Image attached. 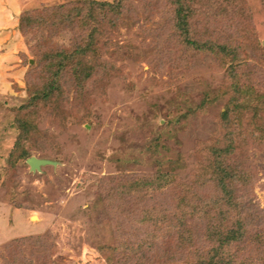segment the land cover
Wrapping results in <instances>:
<instances>
[{"label": "rangeland", "instance_id": "1", "mask_svg": "<svg viewBox=\"0 0 264 264\" xmlns=\"http://www.w3.org/2000/svg\"><path fill=\"white\" fill-rule=\"evenodd\" d=\"M85 1L0 0V264H199L220 211L240 217L210 167L222 148L247 229L233 264H264V110L221 118L232 65L264 107V0L191 2L193 34L236 46V62L190 48L169 0H125L116 23L103 22L91 75L67 73L52 103L30 105L48 78L38 59L83 42L63 18ZM22 15L40 21L22 29ZM32 155L57 163L32 170ZM175 174L173 187L130 188ZM204 205L211 214H192ZM139 206L163 220L141 225Z\"/></svg>", "mask_w": 264, "mask_h": 264}, {"label": "trees", "instance_id": "2", "mask_svg": "<svg viewBox=\"0 0 264 264\" xmlns=\"http://www.w3.org/2000/svg\"><path fill=\"white\" fill-rule=\"evenodd\" d=\"M95 2V5L92 3ZM85 1L81 5H75L73 11L69 17L65 16L63 20H72L77 21L78 25L81 28V31L84 32L83 42L78 44L77 46L70 49H58L56 51L45 52L40 59H38V67L41 65L42 67L46 65L47 76L45 80L38 81L37 83H33L34 86V94L32 95V99L30 105H40L45 106L52 103L54 95L62 93L67 84L66 75L67 73L72 72L73 75L81 81L87 79L91 72L94 70L95 65L93 59L97 56V41L100 36L103 35L102 27L103 22L108 21L111 25L116 23L115 21L119 18L122 13V8L125 0H114L112 1ZM173 5V15H174V27L176 31L183 37L186 44L193 49L199 51H209L215 53L216 55L222 56L224 59H228L231 62H236L239 58L238 49L236 46L220 42L218 39L208 38L205 40L196 38V35L193 34V30L191 28V18L195 16L196 10L191 5L193 0H169ZM61 7V6H60ZM59 6L55 9H59ZM63 7V5H62ZM83 7L86 8L83 9ZM70 10V6H69ZM101 15L96 18V15ZM24 15L21 16V28L24 26H31L39 22L40 19H37L35 16H28L27 18H23ZM237 67V65H236ZM236 67L233 65L228 69L230 72L231 86L232 91L234 92V97L229 100L228 105L225 111L222 112V121L225 122V125L231 123L233 120V113L235 110H243V109H254V111H263L264 107L257 106L259 103H254L253 97V89L248 85L245 87L243 83H241L238 71ZM44 78V77H43ZM77 80V81H78ZM76 81V82H77ZM78 83V82H77ZM254 88V87H252ZM222 93H228L223 90ZM22 127H24L23 123ZM261 134L264 135V130L260 131ZM233 142L230 137L229 142ZM17 147H19L17 145ZM16 147V148H17ZM216 150V147H215ZM223 148L217 149L216 151V159H214L213 169H216V180L218 185L221 188H226V190H222L226 195H224L225 204H228L230 207L235 210H239L237 212L238 219L235 220L232 224L228 223L227 215L225 211H220L219 217L214 220L211 229V233L208 234L212 245L209 247L207 251V255L201 258L198 261L199 264H233L234 257L231 253V245L236 242H240L244 239L247 234V229L243 222V217L241 216L242 205L240 201L236 200L233 195L232 186L229 184L232 182L231 180H235L237 177H240V174L236 171L229 168L230 166L223 159ZM28 155L26 149H22L18 156ZM178 176L175 174L174 177L161 176L159 178H142L138 179L130 183V188L133 192H139L141 189L147 190L148 188H157L161 189L169 184L175 186L178 182ZM180 185V184H178ZM182 185V184H181ZM180 185V187H181ZM173 189V188H172ZM228 189V190H227ZM223 203V199L220 201ZM140 208V206H139ZM144 212H141V220H139L141 225L148 224L149 227H152V224H160L159 221L163 220L160 217L156 218L153 212L145 211L142 207L140 208ZM184 210V209H181ZM179 210V211H181ZM192 214L199 215L201 214H211L210 209L206 210V207L198 206L192 209ZM181 215L183 213H180ZM214 216V215H212ZM126 224V220L122 221V225ZM161 226V225H160ZM160 230L153 231V234L158 237H162L163 231L160 233ZM127 243L123 242L122 246L127 247L125 245Z\"/></svg>", "mask_w": 264, "mask_h": 264}, {"label": "water", "instance_id": "3", "mask_svg": "<svg viewBox=\"0 0 264 264\" xmlns=\"http://www.w3.org/2000/svg\"><path fill=\"white\" fill-rule=\"evenodd\" d=\"M27 162L29 163L30 168L32 170L40 169L41 166L45 164H56L57 163L54 160L47 159V158H40L34 155L28 157Z\"/></svg>", "mask_w": 264, "mask_h": 264}]
</instances>
